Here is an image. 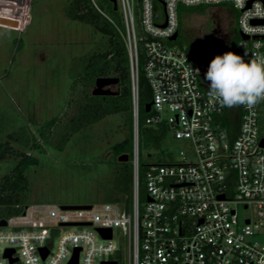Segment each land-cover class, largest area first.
<instances>
[{
	"label": "built area",
	"instance_id": "2783aa9c",
	"mask_svg": "<svg viewBox=\"0 0 264 264\" xmlns=\"http://www.w3.org/2000/svg\"><path fill=\"white\" fill-rule=\"evenodd\" d=\"M228 1L234 4V0H117L131 65V190L90 208L26 205L20 214L5 218L6 226H0V264H69L78 248L79 264H264V103L253 110L220 108L207 95L210 82L204 76L210 61L193 63L183 50L168 44L179 29V3ZM255 2L246 0L238 23ZM249 24L264 26V19L254 18ZM239 33L232 52L246 62L252 53H264V35H247L241 27ZM140 42L152 91V114L146 123L165 125L168 135L183 141L185 147L176 160L147 164L144 199ZM191 68H198L199 76ZM241 205L250 215H240ZM98 228L111 229V238ZM8 249L14 250L11 257L17 262L5 257Z\"/></svg>",
	"mask_w": 264,
	"mask_h": 264
},
{
	"label": "rangeland",
	"instance_id": "374dc122",
	"mask_svg": "<svg viewBox=\"0 0 264 264\" xmlns=\"http://www.w3.org/2000/svg\"><path fill=\"white\" fill-rule=\"evenodd\" d=\"M71 1L0 0V143L23 129L38 135L43 124L61 118L50 141L40 139L42 149L10 140L16 149L39 158L27 171L30 184L22 195L23 206L95 205L119 196L116 184L123 164L112 145L129 135L130 112L109 114L59 146L81 100L82 83L72 94L80 60L108 47L106 35L91 24L67 16L65 8ZM177 9L183 30L168 44L183 50L193 63L208 62L227 52L230 42H224L226 37L233 38L236 48L240 11L233 2L195 6L179 3ZM118 12L122 17L120 7ZM139 16L136 7L137 22ZM138 33L139 37L143 35L140 28ZM139 48L144 68L142 42ZM112 89L117 90L115 85ZM184 148L183 141L168 135L159 148L151 150L148 160H176ZM15 163L14 155L0 163V180ZM239 213L246 216L251 212L241 205Z\"/></svg>",
	"mask_w": 264,
	"mask_h": 264
},
{
	"label": "trees",
	"instance_id": "16d2710c",
	"mask_svg": "<svg viewBox=\"0 0 264 264\" xmlns=\"http://www.w3.org/2000/svg\"><path fill=\"white\" fill-rule=\"evenodd\" d=\"M65 12L69 18L91 24L97 31L106 35L108 37V47L106 50L95 51L83 56L80 60V70L74 78L72 94L74 95L77 90H80L78 84L82 83L81 100L75 114L69 119L67 130L62 134V142L59 146L62 147L63 143H66L73 134L82 128L100 121L109 114L130 112L129 135L122 141L112 145L116 157L129 154V160L122 161L123 165L116 184L119 195L129 193L133 174L134 117L132 113L131 65L124 38L126 29L123 18L109 0H72L66 6ZM106 15L112 18V21ZM182 30L183 25L179 19V34ZM232 41L228 51L233 49ZM142 62L140 59L139 140L140 172L143 185L145 170L150 162L148 156H152L151 150L153 148H159L163 144L169 133L165 125H149L146 123L147 117L152 114V111L147 112L145 109L146 104L152 101V91L141 65ZM99 77L118 78L119 82L115 85L117 88L115 93L94 95L91 87L96 84ZM60 120L61 118L58 116L43 124L38 129V135L23 129L19 133L9 134V140L0 143V163L8 156L14 155L16 158V163L11 171L0 180V220L23 212L25 206L21 204V199L30 184L27 171L32 165L39 162L37 156L16 149L11 141L24 143V145L35 149H42L43 144L40 139L43 140L42 142H49ZM141 192L144 199V185ZM118 197L114 196L112 199L117 200Z\"/></svg>",
	"mask_w": 264,
	"mask_h": 264
},
{
	"label": "clouds",
	"instance_id": "9594fccd",
	"mask_svg": "<svg viewBox=\"0 0 264 264\" xmlns=\"http://www.w3.org/2000/svg\"><path fill=\"white\" fill-rule=\"evenodd\" d=\"M245 4L246 0H234L239 11L245 8ZM254 18L264 19V4L259 0H256L251 9L241 14L239 23L241 30L247 35H264V26L249 24ZM247 54L246 51L245 55ZM191 73L199 76L200 70L191 68ZM204 79L210 82L207 95L220 108L243 106L253 110L264 103V53H252L248 62L232 51L216 55L210 61Z\"/></svg>",
	"mask_w": 264,
	"mask_h": 264
},
{
	"label": "water",
	"instance_id": "95a60500",
	"mask_svg": "<svg viewBox=\"0 0 264 264\" xmlns=\"http://www.w3.org/2000/svg\"><path fill=\"white\" fill-rule=\"evenodd\" d=\"M115 9H118V3L117 0H109ZM179 32H176L171 39L175 40L178 38ZM247 38V37H246ZM119 82V79L116 77H99L96 80L95 87L93 89L94 95H106V94H113L115 93V90L112 89L113 85H117ZM152 102L146 104L145 109L147 112L151 110ZM119 161H128L129 160V154H123L118 157ZM223 197V196H222ZM63 208H90L91 205H62ZM70 224H78V223H70ZM7 221L5 218L0 220V226H6ZM98 230L103 234L104 237L111 238L112 236V230L111 229H105V228H98ZM79 248L76 249L75 256L72 258V260L69 262V264H79L78 261V253ZM13 249H8L5 253V257H8L10 260V263H15L18 261V258H12L11 254L13 253ZM42 252L44 253V257L47 254V249L43 248ZM102 264H118L116 261H103Z\"/></svg>",
	"mask_w": 264,
	"mask_h": 264
},
{
	"label": "flooded vegetation",
	"instance_id": "af4514ba",
	"mask_svg": "<svg viewBox=\"0 0 264 264\" xmlns=\"http://www.w3.org/2000/svg\"><path fill=\"white\" fill-rule=\"evenodd\" d=\"M232 39H233L232 37H231L230 39H229L228 37H226V38L224 39V42H226V43H227V42H230V43H231Z\"/></svg>",
	"mask_w": 264,
	"mask_h": 264
}]
</instances>
